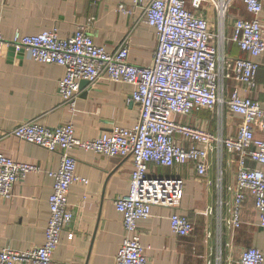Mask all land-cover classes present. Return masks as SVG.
Instances as JSON below:
<instances>
[{
    "label": "crops",
    "instance_id": "0c3cea01",
    "mask_svg": "<svg viewBox=\"0 0 264 264\" xmlns=\"http://www.w3.org/2000/svg\"><path fill=\"white\" fill-rule=\"evenodd\" d=\"M262 4L260 22L264 31V0ZM202 5L215 33L219 17L212 6ZM139 13L140 8L131 0H2L0 30L5 40L16 30L30 35L51 28H56L58 36L64 38L71 36L78 25L88 24L87 30L96 44L111 51L127 39L130 61L145 66L153 60L156 36L153 28L135 25ZM249 17L241 0H234L222 19L223 35L231 34L234 19ZM224 50L232 57L246 55L233 43H225ZM256 61L259 66L253 89L227 79L224 91L227 95L236 88L241 96H249L263 106L264 57L258 56ZM63 74L62 66L28 59L19 46L1 48L0 153L18 162L35 164L42 171L30 172L18 181L10 198L0 197V249L24 250L43 242L52 190V179L45 171L55 170L59 164L58 152H49L6 132L33 118L49 127L71 121L76 137L87 140L101 136L114 125L132 127L136 123L138 110L128 102L131 84L101 79L93 86H81L71 110L60 103L57 94V83ZM174 121L229 138L234 136L241 120L222 107L193 110L188 115L174 116ZM254 132L264 139V132L257 128ZM176 140L180 141L179 136ZM72 154L76 159L75 173L88 183L75 182L70 186L72 219L61 232L52 264H114L123 237L122 215L114 200L129 189L131 157L108 158L82 148L73 149ZM206 163L202 175L190 162L170 168L150 164L151 176L177 177L184 184L177 206L152 205L150 215L137 222L148 264H231L248 247L264 253V229L258 225L249 192L244 191L240 226L229 225L237 154L214 141L208 148ZM246 165L264 171V165L250 160ZM173 212L186 215L193 223L191 235L172 233L169 217Z\"/></svg>",
    "mask_w": 264,
    "mask_h": 264
},
{
    "label": "built area",
    "instance_id": "2783aa9c",
    "mask_svg": "<svg viewBox=\"0 0 264 264\" xmlns=\"http://www.w3.org/2000/svg\"><path fill=\"white\" fill-rule=\"evenodd\" d=\"M131 1L140 8L135 25L144 24L155 31L153 60L145 66L130 61L127 39L111 51L96 44L87 30L88 24L78 25L71 36L64 38L58 36L56 28H51L30 35L16 30L5 40L0 30V55L2 46L15 45L23 48L28 59L64 68L57 94L60 103L71 110L80 91L79 81L86 80L87 85L93 86L101 79L131 84L128 102L138 110L132 127L114 125L101 136L87 140L76 137L71 121L49 127L33 118L6 132L49 152H58L59 164L55 170L45 171L52 179V190L48 196L49 217L43 242L24 250L1 248L0 264H52L61 232L72 219L68 201L70 186L75 182L88 183L75 173L76 159L72 154L75 148L108 158L131 157L129 189L114 200L116 210L122 215L123 229L114 264H148L138 220L150 215L152 205L175 207L181 200L183 180L151 176L150 164L170 168L190 162L202 175L207 169L208 148L214 141L237 154L229 225L240 226L241 203L247 191L254 200L258 225L264 229V171L246 165L248 160L264 165V139L254 132L255 128L264 132V105L249 96H241L236 88L227 95L224 91L227 79L249 90L256 85L259 66L256 57H264L262 0H241L250 17L234 19L227 37L222 32V19L234 0ZM204 3L212 6L219 17L215 33L202 7ZM225 43L236 44L246 55L230 56L224 50ZM222 107L241 120L234 136L229 138L174 121V116L188 115L193 110ZM184 142L188 144L185 146ZM40 171L35 164L18 162L0 153V197L10 198L18 181L30 172ZM169 224L177 236L194 232L193 223L180 212L171 214ZM231 264H264V253L248 247Z\"/></svg>",
    "mask_w": 264,
    "mask_h": 264
},
{
    "label": "water",
    "instance_id": "95a60500",
    "mask_svg": "<svg viewBox=\"0 0 264 264\" xmlns=\"http://www.w3.org/2000/svg\"><path fill=\"white\" fill-rule=\"evenodd\" d=\"M87 84V81L86 80H80L79 81V86L81 87V86H84V85H86ZM130 104H133L132 102H130Z\"/></svg>",
    "mask_w": 264,
    "mask_h": 264
},
{
    "label": "trees",
    "instance_id": "16d2710c",
    "mask_svg": "<svg viewBox=\"0 0 264 264\" xmlns=\"http://www.w3.org/2000/svg\"><path fill=\"white\" fill-rule=\"evenodd\" d=\"M234 44V43H233ZM236 45V44H235Z\"/></svg>",
    "mask_w": 264,
    "mask_h": 264
}]
</instances>
